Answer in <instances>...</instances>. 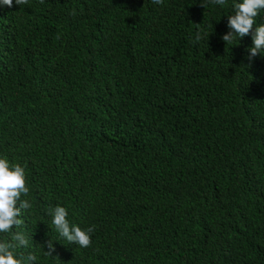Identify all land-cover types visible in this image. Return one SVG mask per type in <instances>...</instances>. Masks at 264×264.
<instances>
[{
    "label": "trees",
    "instance_id": "obj_1",
    "mask_svg": "<svg viewBox=\"0 0 264 264\" xmlns=\"http://www.w3.org/2000/svg\"><path fill=\"white\" fill-rule=\"evenodd\" d=\"M232 4H0V158L32 204L18 258L264 264V54L246 58L251 34L222 40ZM57 205L95 226L90 247L60 237Z\"/></svg>",
    "mask_w": 264,
    "mask_h": 264
},
{
    "label": "clouds",
    "instance_id": "obj_2",
    "mask_svg": "<svg viewBox=\"0 0 264 264\" xmlns=\"http://www.w3.org/2000/svg\"><path fill=\"white\" fill-rule=\"evenodd\" d=\"M211 2L221 6L227 4V0H211ZM27 3L28 0H15L16 5ZM151 3L163 5L164 0H151ZM0 4L11 8L13 0H0ZM203 6L206 7L204 2ZM232 7L234 13L228 16L229 31L222 36V40L228 45L236 37L240 39L251 34L254 46L247 49L249 55L246 57L251 61L257 54H264V23L256 24L257 16L261 11H264V0H242V2L233 0ZM196 25L199 28L200 24ZM202 38L203 34L198 30L195 39L198 42ZM139 177L137 174L127 175V178L132 181L139 180ZM29 190V187L26 186L24 167L19 164L10 165L7 158H0V233H11L10 241L0 240V264H36L37 256L35 254L29 253L21 259L16 253L17 248L29 246L30 239L33 240L32 236H26L23 231H12L14 228L19 229L25 223L21 218L22 213L32 208L29 200L21 198L22 195L27 196ZM48 214L52 216V224L60 237L66 239L69 244L75 243L81 248L91 246L90 234L94 232L95 226L82 229L80 226L70 223L67 219L68 210L63 206L57 205L49 209ZM46 247L47 251H44V254L53 257L56 249L51 238L47 240ZM55 257L58 258V256Z\"/></svg>",
    "mask_w": 264,
    "mask_h": 264
}]
</instances>
